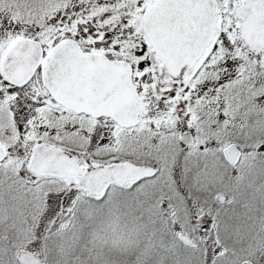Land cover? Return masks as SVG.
<instances>
[{"label": "snow or ice", "instance_id": "obj_1", "mask_svg": "<svg viewBox=\"0 0 264 264\" xmlns=\"http://www.w3.org/2000/svg\"><path fill=\"white\" fill-rule=\"evenodd\" d=\"M75 2L77 7H69L65 0H0V121L10 120L0 127V143L13 137L19 140L12 129L18 119L15 108L24 115L25 105H31L33 130L74 117L80 123L65 122V128L94 122L98 133L111 127L114 140L134 148L139 144L138 132L150 131L149 110L161 81L182 82L193 70L199 75L218 54L227 59L234 49H250L249 57L256 53L264 58V0ZM259 68L264 71V59ZM19 131H24L22 125ZM29 145L27 166L33 175L95 191L96 201L107 200L96 208L84 205L77 212L84 241L83 250L77 243L73 253L78 264H119L120 257H127L130 264H192L196 253L204 264H264V220L235 243L221 236L222 227L228 230L227 222L221 225L201 217L206 222L199 237L187 226L177 225L170 237L159 242L155 233L144 228L145 239L134 248L117 251L98 245L97 221L105 211L120 213L123 186L108 173L96 176L88 161L80 164L74 161V153L65 156L42 138L26 136L23 148L19 143L15 147L22 156ZM7 148L5 155L11 159L13 145ZM40 161L48 164L44 170L34 163ZM7 167V161L0 165V169ZM17 175L24 173L18 168L0 171V177ZM3 192L0 185V203ZM8 194L12 195L11 188ZM0 229L4 231L0 264H25L26 254L7 234L15 230L10 221L0 217ZM52 239V255L62 256L61 238ZM38 260L34 257V264Z\"/></svg>", "mask_w": 264, "mask_h": 264}, {"label": "rangeland", "instance_id": "obj_2", "mask_svg": "<svg viewBox=\"0 0 264 264\" xmlns=\"http://www.w3.org/2000/svg\"><path fill=\"white\" fill-rule=\"evenodd\" d=\"M65 2L77 7L75 0ZM249 52L234 49L227 59L220 53L199 75L193 70L182 82L174 84L168 78L161 81L149 110L150 131L138 132L139 144L134 148L114 140L111 127L98 133L94 122L65 128V122H74L65 117L55 128L49 126L53 129L47 141L79 155L82 164L88 161L95 167L134 160L158 168L154 177L122 185L120 213L105 211L97 221L98 245L117 251L134 248L145 239L144 228L155 233L159 242L170 237L177 225L181 229L187 226L199 237L206 222L201 217L221 225L227 222L228 230L222 227L221 236L231 243L260 227L264 220V71L259 63L264 58L256 53L249 57ZM183 131L193 134V145L185 146L180 141ZM18 132L16 136L23 138ZM21 138L7 142L23 143ZM230 144L241 151L239 165L229 164L224 157L223 151ZM25 157L21 165L15 157L7 158V169H0L10 172L18 168L24 173L0 177L4 189L0 217L9 220L10 228L15 229L7 234L17 249L39 254L41 264H78V255L73 253L77 243L83 250L84 241L80 240L77 212L84 205L96 208L107 200L96 201L81 187L33 175L27 167L29 158ZM9 188L12 195L8 194ZM221 193L229 196L226 202L217 200ZM3 235L0 229V237ZM204 235L207 238L209 233ZM57 236L65 250L62 256L51 253L52 238ZM119 264L130 261L120 257ZM192 264H204L199 253L193 255Z\"/></svg>", "mask_w": 264, "mask_h": 264}, {"label": "water", "instance_id": "obj_3", "mask_svg": "<svg viewBox=\"0 0 264 264\" xmlns=\"http://www.w3.org/2000/svg\"><path fill=\"white\" fill-rule=\"evenodd\" d=\"M179 137H180V140L187 146H191L194 144V138L190 131L181 132ZM56 150L61 151V149H56ZM5 153H6V150L4 149L2 143H0V157H3L4 159L6 156ZM63 154L67 156L64 151H63ZM224 156H225L226 161L230 162L232 165H235L237 163V160L239 161L240 159L241 151L237 145L230 144L224 149ZM3 159H0V161H2ZM74 161H78V158L76 156H74ZM34 163H36L37 167H39L41 170H44L48 166L47 162H43V161L34 162ZM92 171L96 176H100V175H103L104 173H108L109 175H112L113 177H115L116 182L119 183L124 180H137L140 178L153 176L156 174L157 169L151 166L137 165L134 162L128 161V162H116L112 164L98 166V167L92 168ZM90 193L96 195L95 191H92ZM101 194H103V190L100 191V195ZM218 198H220L219 201H227L228 195L221 193L218 195ZM19 251L22 253H25L27 256V258L25 259V264H34V261H33L34 257L39 258L38 262H35V264L42 263V258L39 254L34 253L33 251L24 249V248L19 249Z\"/></svg>", "mask_w": 264, "mask_h": 264}, {"label": "flooded vegetation", "instance_id": "obj_4", "mask_svg": "<svg viewBox=\"0 0 264 264\" xmlns=\"http://www.w3.org/2000/svg\"><path fill=\"white\" fill-rule=\"evenodd\" d=\"M249 51H251L250 49H249ZM180 92V91H179ZM25 107L26 108H28V111L24 114V115H20L19 114V107H16L15 108V114H16V116L18 117V119H16L15 121H13V123H12V129H13V131L15 132V133H19L18 131V129H19V127L22 125L23 126V129H24V131H22L21 132V134L22 135H24V137H32V138H42L43 139V143H45V144H48L49 146H55V148L56 149H61V150H63L64 152H65V154L66 155H71L69 152H68V150H66L65 148H63V147H58V145H55L54 143H50V142H48L47 140H49V138H50V135L51 134H49L50 133V129H53V128H55L54 127V125H53V128H49V126L47 125V124H45L43 127L42 126H40V125H37L36 126V128H35V130H33L32 129V126H31V121H32V116H33V113H32V106L31 105H25ZM27 116V119H25V117ZM67 118H72V120L75 122L76 121V123L78 124V120H75V118L74 117H67ZM10 124V120H7V121H0V127H4V126H8ZM55 126H56V124H55ZM24 133H26V134H24ZM20 135V134H19ZM26 135V136H25ZM193 135V134H192ZM179 136H180V134H179ZM24 137L23 138H21V137H19V138H21L22 140H24ZM89 138V134H88V137L86 138V139H88ZM193 138H194V136H193ZM179 139H180V137H179ZM90 140H91V138H90ZM181 141V140H180ZM182 142V141H181ZM19 143V145H20V148H23V145H24V141H23V143H21V141H19L18 142ZM183 143V142H182ZM10 144H12V143H10ZM184 144V143H183ZM2 145H3V147H4V149L6 150V152L7 151H9L8 150V148H7V145H8V142H7V140L6 141H4V143H2ZM13 145V148H12V153H10V155H11V157H15V162L16 163H18V164H23L24 163V159L26 158L25 156H27L28 158H29V160L31 159V147H29L28 149H26L25 151H24V155H20V149H18L17 147H15V143L14 144H12ZM186 146V145H185ZM91 152H93V149L91 150ZM27 153H29V155H26ZM223 153H224V151H223ZM73 154V153H72ZM75 154V153H74ZM74 156H76L77 158H78V161H79V163L80 164H82V161H81V158H80V156L79 155H77V154H75ZM225 157V156H224ZM7 158H9V156H5V158L2 160V161H0V163L1 162H3V161H5ZM21 159V160H20ZM28 160V161H29ZM128 161H130V162H134V163H136L137 165H142V166H151V167H154V168H156V169H158L157 168V166L155 165V164H143V163H139V162H137V161H134V160H125V161H112V162H110V163H105V164H100V165H97V166H95V167H98V166H103V165H107V164H112V163H116V162H128ZM235 166V165H234ZM28 167V166H27ZM95 167H92V168H95ZM157 174V173H156ZM155 174V175H156ZM154 175V176H155ZM41 177H45L44 175H40ZM154 176H152V177H154ZM146 178H151V177H144V178H140V179H137V180H124V181H122V182H119L118 184H120V185H124V184H126V183H131V182H138V181H141V180H144V179H146ZM83 189V188H82ZM84 190V189H83ZM84 191H86V190H84ZM86 193H88V194H90V195H92V196H94L93 194H91V193H89V192H87L86 191ZM219 195V194H218ZM218 195H217V198H218ZM228 199H229V196H228ZM218 200V199H217ZM219 201V200H218ZM196 223H195V227H196V224L198 223L197 221H195ZM201 231L203 232V227L201 228ZM20 249H22V248H20ZM24 249H26V248H24ZM19 250V249H18ZM28 250H30V249H28ZM32 251V250H31Z\"/></svg>", "mask_w": 264, "mask_h": 264}]
</instances>
